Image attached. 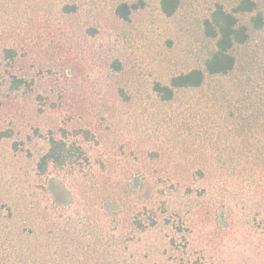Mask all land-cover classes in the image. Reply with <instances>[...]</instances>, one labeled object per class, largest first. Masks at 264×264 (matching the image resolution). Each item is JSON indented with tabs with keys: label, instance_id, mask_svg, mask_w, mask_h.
Here are the masks:
<instances>
[{
	"label": "trees",
	"instance_id": "16d2710c",
	"mask_svg": "<svg viewBox=\"0 0 264 264\" xmlns=\"http://www.w3.org/2000/svg\"><path fill=\"white\" fill-rule=\"evenodd\" d=\"M144 4L0 0V264H163L217 234L264 264V0L215 4L200 62L148 93L156 129L102 38Z\"/></svg>",
	"mask_w": 264,
	"mask_h": 264
},
{
	"label": "rangeland",
	"instance_id": "374dc122",
	"mask_svg": "<svg viewBox=\"0 0 264 264\" xmlns=\"http://www.w3.org/2000/svg\"><path fill=\"white\" fill-rule=\"evenodd\" d=\"M144 1V7L134 13L130 22L122 23L115 29L108 27L104 36H100L105 38V43L114 47V55L124 62L127 69L124 78L136 93L135 99H141L143 103L138 111L143 112L144 108L151 110L150 128L156 129L158 122L160 126L166 125L167 105L160 108L153 95L149 98L148 93H151L154 82L167 81L171 75L196 66L206 51L201 22L216 3L226 1V5L230 6V2L237 0H182L183 7L173 17L161 13L159 0ZM82 20L87 21V18L82 17ZM144 147H156L167 153L166 147L151 140L146 141ZM53 191L61 202H70L73 198V193L61 179L53 181ZM232 239L230 234H217L213 240L203 239L199 244L194 243L196 247L182 251L168 247L167 243H160L163 264H167V261L181 264L182 259L185 264H262L257 258L249 256L245 244L237 248Z\"/></svg>",
	"mask_w": 264,
	"mask_h": 264
}]
</instances>
